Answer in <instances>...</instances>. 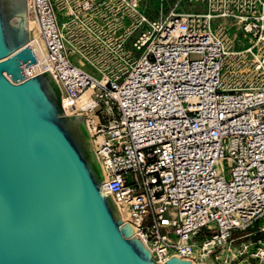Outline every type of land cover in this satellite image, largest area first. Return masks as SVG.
<instances>
[{
	"label": "built area",
	"instance_id": "2783aa9c",
	"mask_svg": "<svg viewBox=\"0 0 264 264\" xmlns=\"http://www.w3.org/2000/svg\"><path fill=\"white\" fill-rule=\"evenodd\" d=\"M143 1L28 0L42 73L86 117L107 194L153 259L222 264L252 251L240 234L264 231V0L176 4L165 19Z\"/></svg>",
	"mask_w": 264,
	"mask_h": 264
},
{
	"label": "water",
	"instance_id": "95a60500",
	"mask_svg": "<svg viewBox=\"0 0 264 264\" xmlns=\"http://www.w3.org/2000/svg\"><path fill=\"white\" fill-rule=\"evenodd\" d=\"M39 35L28 0H0V264H161L107 194L86 117L50 70L24 73Z\"/></svg>",
	"mask_w": 264,
	"mask_h": 264
},
{
	"label": "rangeland",
	"instance_id": "374dc122",
	"mask_svg": "<svg viewBox=\"0 0 264 264\" xmlns=\"http://www.w3.org/2000/svg\"><path fill=\"white\" fill-rule=\"evenodd\" d=\"M176 4L179 5L177 8V11L179 13H207L208 11V7L204 0H193V2H190V0H144L142 2V7L143 9H145L150 19H157L160 17V15H162L163 19H165L173 11ZM234 23L235 22L233 21L232 24ZM216 24L218 25V22H216ZM231 39L235 40L236 38L232 36ZM239 39L243 41V46L248 47V45H250L252 41L256 43L259 39V36L257 38L240 37ZM262 52H264V48ZM262 52L260 53L261 55L263 54ZM30 73L31 71H28V74ZM260 75L261 76L259 77V79L264 78V73H261ZM259 230L260 228L240 234V239L234 244L236 246H240L242 243L248 244L252 242L253 249L250 253H245L242 256L237 257V253H230L229 251H227L222 256V264H239L241 262H243L244 264H264V258L252 257V254L256 255L259 249H261L260 252H264V242L262 245H254L255 240L264 238V231L258 232Z\"/></svg>",
	"mask_w": 264,
	"mask_h": 264
},
{
	"label": "bare ground",
	"instance_id": "6f19581e",
	"mask_svg": "<svg viewBox=\"0 0 264 264\" xmlns=\"http://www.w3.org/2000/svg\"><path fill=\"white\" fill-rule=\"evenodd\" d=\"M30 46L32 47L34 54L37 58L38 63L31 67H24V73L28 77H34L35 75H39L44 71V59L46 56V50L45 45L40 36H37L36 38L32 39L30 42ZM28 71H31L30 74H28ZM90 105L88 101V94L84 95L80 101L76 104L77 107H83L87 108ZM239 264H244L243 262Z\"/></svg>",
	"mask_w": 264,
	"mask_h": 264
}]
</instances>
